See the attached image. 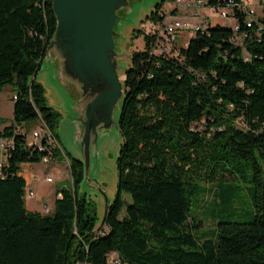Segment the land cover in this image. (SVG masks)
<instances>
[{
	"label": "trees",
	"instance_id": "trees-1",
	"mask_svg": "<svg viewBox=\"0 0 264 264\" xmlns=\"http://www.w3.org/2000/svg\"><path fill=\"white\" fill-rule=\"evenodd\" d=\"M163 4L132 29L144 47L123 71L117 192L103 232L96 200L79 187L83 160L62 145V114L36 78L56 26L51 0H0V90L9 84L16 94L12 122L0 128L11 139L0 175V264H264V14L247 25L233 6L237 29L208 22L165 51L156 46ZM32 121L59 139L69 161L70 183L56 188L46 213L26 207L18 174L21 162L47 153L27 141ZM201 180L217 183L220 218L210 229L190 213ZM241 183H250L254 213L223 219Z\"/></svg>",
	"mask_w": 264,
	"mask_h": 264
},
{
	"label": "rangeland",
	"instance_id": "rangeland-1",
	"mask_svg": "<svg viewBox=\"0 0 264 264\" xmlns=\"http://www.w3.org/2000/svg\"><path fill=\"white\" fill-rule=\"evenodd\" d=\"M158 0H130L128 7L121 12L120 18L115 24L114 36L115 41V60L116 69L119 74L125 77L124 69L131 61V52L140 50L144 47L143 36H132V29L144 27L145 15L153 9L155 2ZM246 5L255 8V17L262 13L259 0H242ZM176 4L175 0H164L163 8L167 14L171 7ZM200 15L188 14L187 16L176 15L185 28L187 25L203 23L209 20L204 12L210 13V17L218 18L223 24H234V18L222 17L219 11H213L206 8L201 9ZM144 21V22H143ZM66 31L57 32L51 40L47 54L43 57L41 66L36 73V78L42 82L45 87L48 102L59 109L61 120L58 126V134L64 148L72 155L83 159V150L81 147V116L80 105L86 94L93 88V84L85 78L88 74L87 68L83 62L79 63L80 68L75 66L74 57L66 46L71 47L70 41L65 37ZM185 38L178 39V46L183 44ZM240 42V37L237 38ZM60 63H59V61ZM63 61V64H62ZM86 80V81H85ZM85 91V93H82ZM15 90L11 85H4L0 90V116L5 117V122H12L13 94ZM120 100L116 102L113 110L112 122L106 125L96 126L95 131H91V143L89 152V178L83 179L80 183V190L86 191L88 196L94 198L98 206L97 227L101 231H106V225L103 224L102 217L104 214V196L98 185L103 187L109 201H112L117 192L118 169L116 157L121 142V136L118 130V116L120 111ZM80 107V108H79ZM80 114V116H79ZM39 124L37 121L27 123L25 128L28 131L27 138H31V130ZM2 123H0V128ZM19 127V125H18ZM197 127L202 128L203 122H198ZM95 139V141H94ZM0 150L2 148L0 147ZM55 163V162H53ZM58 169L52 168L51 163L43 161H34L27 166H22V170L27 176H35L32 183L36 191L34 197H25V205L29 208H41L43 203L47 202L48 206L53 208L52 199L55 195V180L59 177L60 182L70 183L67 176H63L65 171L64 162L57 160ZM49 172V178H43L45 173ZM66 174V173H65ZM228 178V176H226ZM197 193L191 198L190 213L201 221L200 229H210L215 226V222L220 218L221 206L216 203L215 190L217 183L215 181H198ZM250 183H241L233 193V199L224 209L225 216L223 219L246 221L254 213L248 186Z\"/></svg>",
	"mask_w": 264,
	"mask_h": 264
},
{
	"label": "water",
	"instance_id": "water-1",
	"mask_svg": "<svg viewBox=\"0 0 264 264\" xmlns=\"http://www.w3.org/2000/svg\"><path fill=\"white\" fill-rule=\"evenodd\" d=\"M51 3L56 26L46 45L44 56L54 35L58 31H66L64 38L71 44V47H65L66 50L71 51L77 68H80L79 63L83 62L87 71L89 69L85 78L88 80L90 77L89 80L94 85L83 99L79 111L82 113L83 179L88 180L91 131H95L98 125L112 122L116 102L121 98V108L123 100L124 77L116 69L114 36L115 24L121 16V11L130 4V0H51ZM98 188L104 196V214L101 221L103 223L109 200L103 187L98 185Z\"/></svg>",
	"mask_w": 264,
	"mask_h": 264
},
{
	"label": "built area",
	"instance_id": "built-area-1",
	"mask_svg": "<svg viewBox=\"0 0 264 264\" xmlns=\"http://www.w3.org/2000/svg\"><path fill=\"white\" fill-rule=\"evenodd\" d=\"M175 1H176V4H184V5L192 6V7L209 6L210 9H212L213 11H219L222 17H229V10L232 9L233 6H238L246 12V22H247L246 24L247 25H250L251 21H253V19H257V17L259 16L258 15L255 17L254 7L244 4L242 3V1L238 2L234 0H224L226 2V6L217 7V8L212 5H207L206 0H175ZM259 4L262 10V13L260 15H263L264 14V0H259ZM170 13L171 12H169L166 15L165 19L163 20V22L157 26L159 37L156 40V46L160 50L167 51L172 47H176L178 45L177 43L178 31L184 28L182 21L176 15H170ZM197 13L198 12H195V14ZM207 24H208V21L205 20L203 21V23L196 24L195 26L187 25L185 28H187L192 34L196 30L206 27ZM233 28L237 29L238 24L234 23ZM161 36L163 37V39L160 38ZM15 98H16V94L14 93L13 99ZM40 124L41 122H39V124L31 130V134H30L31 138H27L28 143L29 144L35 143L38 149H47V153L42 154L39 160L45 163H53V162H56L61 157H65V151L59 139L53 136L51 131H49L48 128H45ZM44 138L47 139L49 143L47 146H44L42 144V139ZM10 142H11V139L0 138V147L4 151V154L0 156V175H1V167L5 163V159H6L7 145ZM57 150L59 154L54 152ZM48 178H49V174L44 175V179L47 180ZM33 196H35V191L32 188L25 186L24 197H33ZM50 211H51V208L48 206V204L44 203L43 212L46 213ZM113 256L114 255H112L110 259H112L114 262H118V259Z\"/></svg>",
	"mask_w": 264,
	"mask_h": 264
},
{
	"label": "crops",
	"instance_id": "crops-1",
	"mask_svg": "<svg viewBox=\"0 0 264 264\" xmlns=\"http://www.w3.org/2000/svg\"><path fill=\"white\" fill-rule=\"evenodd\" d=\"M242 1V0H241ZM243 3V2H242ZM208 8L209 9V11L210 10H212V9H210V7L209 6H200V7H192V6H187V5H184V4H177V5H174L173 7H171V9L172 8H175V11L174 12H172V13H170V15H181V16H187L188 14H192V13H190V12H193L194 14H195V12H198L197 14H195V15H200V13H201V9L202 8ZM205 13V16H207V17H209V20H207L209 23H211V24H214V23H220V24H222V25H224L218 18H215V17H210L209 16V14L210 13H207V12H204ZM167 18H169V17H167ZM231 18V17H230ZM205 21V20H204ZM235 22V21H234ZM233 26L232 24H228V26ZM191 36V33H190V31L187 29V28H182V29H180L179 31H178V36H177V41H178V39H180V38H185V41H184V43L183 44H181L180 46L181 47H183V46H185L186 44H187V41H188V39H189V37ZM178 43V42H177ZM6 124H8L7 122H4V123H2V125L1 126H4V125H6ZM65 151V150H64ZM4 154V151L3 150H0V156H2ZM58 160H61V161H63L64 162V166H65V171H63V176H67L68 175V178L70 179V174H69V161H68V158H67V156H66V154H65V157H61L60 159H58ZM57 162V161H56ZM51 163L52 164V168H54V169H58L59 168V166L57 165L58 163ZM32 162H29V161H23V162H21L20 164H19V170H18V174H20V175H22L23 177H24V179H25V186L26 187H30V188H32L33 189V187H32V183H33V181H35V176H32V175H29V176H27L26 174H25V172L22 170V166H26V167H24V168H26V169H28V167L27 166H30V164H31ZM66 173V174H65ZM46 174H49V172L48 173H45V175ZM43 178H44V175H43ZM56 179H58V180H55V188H54V192H55V195H54V197H53V199H52V205H53V207H54V200H55V198L56 197H58L60 194L59 193H57V191H56V188L61 184V183H65V182H60V180H59V177H57ZM34 191H35V189H33ZM35 195H36V191H35ZM34 197V196H33ZM44 203H46V204H48L47 202H44ZM43 203V204H44ZM27 207V206H26ZM27 208H29V207H27ZM29 209H31V210H37V211H40V212H43V207H42V209L41 208H29ZM53 209V208H52Z\"/></svg>",
	"mask_w": 264,
	"mask_h": 264
}]
</instances>
